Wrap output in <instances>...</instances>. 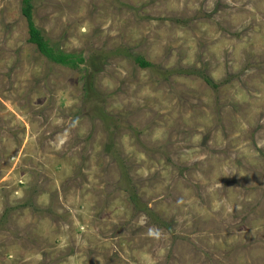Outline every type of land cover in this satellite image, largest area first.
<instances>
[{
	"label": "rangeland",
	"instance_id": "obj_1",
	"mask_svg": "<svg viewBox=\"0 0 264 264\" xmlns=\"http://www.w3.org/2000/svg\"><path fill=\"white\" fill-rule=\"evenodd\" d=\"M22 1L0 0V264H264V0H32L74 66Z\"/></svg>",
	"mask_w": 264,
	"mask_h": 264
},
{
	"label": "trees",
	"instance_id": "obj_2",
	"mask_svg": "<svg viewBox=\"0 0 264 264\" xmlns=\"http://www.w3.org/2000/svg\"><path fill=\"white\" fill-rule=\"evenodd\" d=\"M22 13L24 17L27 19L28 28H29V42L33 43L37 49L46 57H48L51 61L59 63L63 66H74L76 60L72 53L61 51L60 48H56L52 45L43 35V31L37 26L36 22L34 21L33 16V5L32 0H23L22 1ZM136 63L140 67H152V64L146 61V59L139 55L136 57ZM178 72H183L184 74L189 75H201L205 78V80L210 85H217L210 77L207 71L203 69H179Z\"/></svg>",
	"mask_w": 264,
	"mask_h": 264
}]
</instances>
